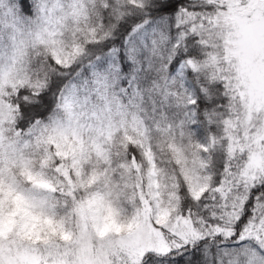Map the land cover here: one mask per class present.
Wrapping results in <instances>:
<instances>
[{
	"label": "snow or ice",
	"instance_id": "6c2138e0",
	"mask_svg": "<svg viewBox=\"0 0 264 264\" xmlns=\"http://www.w3.org/2000/svg\"><path fill=\"white\" fill-rule=\"evenodd\" d=\"M0 264H264V0H0Z\"/></svg>",
	"mask_w": 264,
	"mask_h": 264
}]
</instances>
